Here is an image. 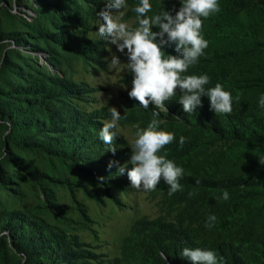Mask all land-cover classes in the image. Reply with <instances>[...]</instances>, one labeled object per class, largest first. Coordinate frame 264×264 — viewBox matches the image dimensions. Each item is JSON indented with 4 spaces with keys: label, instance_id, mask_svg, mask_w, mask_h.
<instances>
[{
    "label": "rangeland",
    "instance_id": "rangeland-1",
    "mask_svg": "<svg viewBox=\"0 0 264 264\" xmlns=\"http://www.w3.org/2000/svg\"><path fill=\"white\" fill-rule=\"evenodd\" d=\"M105 2L0 0V264H178L183 248H202L187 228L202 191L182 179L171 197L163 180L138 191L108 168L132 167L133 125L146 127L154 111L162 130L178 125L129 98L126 56L97 35ZM137 2L122 10L133 26ZM111 107L121 114L114 155L99 137ZM180 148L164 151L185 172ZM186 169L204 170L198 161Z\"/></svg>",
    "mask_w": 264,
    "mask_h": 264
},
{
    "label": "trees",
    "instance_id": "trees-1",
    "mask_svg": "<svg viewBox=\"0 0 264 264\" xmlns=\"http://www.w3.org/2000/svg\"><path fill=\"white\" fill-rule=\"evenodd\" d=\"M218 2L221 10L202 18L208 47L186 74H207L208 87L221 83L233 97L239 93L240 101H234L230 115H220L210 110L205 96L202 107L188 114L178 92L165 107L178 125L173 147L179 146L180 136L186 138L178 156L185 164L184 185L204 193L197 203L200 218L187 228L195 225L193 237L201 249L214 251L224 264H264V109L258 104L264 95V0ZM150 3L149 15L180 7L179 0ZM196 161L203 172L189 174L186 168ZM222 190L229 193L227 201L221 198ZM214 197L220 206L210 208L207 204ZM210 215L217 219L207 228ZM178 264L190 261L183 258Z\"/></svg>",
    "mask_w": 264,
    "mask_h": 264
},
{
    "label": "clouds",
    "instance_id": "clouds-1",
    "mask_svg": "<svg viewBox=\"0 0 264 264\" xmlns=\"http://www.w3.org/2000/svg\"><path fill=\"white\" fill-rule=\"evenodd\" d=\"M179 4L178 9L173 5L171 10L149 15L153 11L150 0H138L132 7L135 13L133 26L123 19L125 12L122 10L128 8L127 0H106L98 13L101 23L97 35L126 56L124 66L132 74L131 90L127 94L143 109L154 105L156 109L167 112L165 102L179 92V103L184 113L193 114L202 107L201 97L206 96L210 110L215 114L230 115L234 101L241 99L239 93L233 97L221 83L208 87L210 77L207 74H186L199 62L208 47V41L202 34V18L218 13L221 10L219 2L179 0ZM166 49H172L175 54H169ZM121 63L118 55H111L110 67L118 68ZM258 104L264 109V95L259 97ZM109 111L111 121L103 124L99 137L110 146L109 151L114 155L116 148L113 141L117 139V133L113 129L117 128L121 114L115 107L109 108ZM159 116L160 112L154 111L146 127L133 125L136 131L130 144L132 167L128 169L127 165L120 166L118 161H110L108 168L116 166L119 175L126 173L131 187L138 191H155L163 180L171 197L182 191L180 180L184 169L169 159V153L164 151L176 137L175 133L161 129L163 121ZM185 142L186 138L180 136L181 148ZM193 194L190 192L189 196ZM221 198L224 201L229 199L227 190H222ZM216 219L215 215H210L205 226L213 227ZM181 255L190 264H224L223 257L218 258L211 250L185 247Z\"/></svg>",
    "mask_w": 264,
    "mask_h": 264
}]
</instances>
